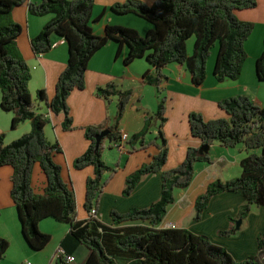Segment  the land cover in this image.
Masks as SVG:
<instances>
[{
    "label": "trees",
    "instance_id": "obj_1",
    "mask_svg": "<svg viewBox=\"0 0 264 264\" xmlns=\"http://www.w3.org/2000/svg\"><path fill=\"white\" fill-rule=\"evenodd\" d=\"M23 4H28L34 15L54 14L32 40L36 54L52 50L54 34L68 42L69 60L59 75L55 96L49 100L46 90L40 89L38 98L45 100L56 115L64 113L63 128L72 130L74 120L69 96L75 89L86 87L90 60L110 41L118 43L117 57L124 45H128L127 65L138 58H146L159 69L173 62L184 64L197 86L206 81L208 60L213 48L218 46L214 68L216 78L219 81L239 79L248 58L246 43L256 29V22L240 18L237 12L258 7V0H156L152 5L142 0H126L113 5L112 9L119 14L134 13L149 21L153 27L145 35L136 28L113 24L107 25L103 35L97 34L92 22L105 12L96 19L93 17L95 0H0L1 105L14 114V128L25 121H32L31 131L9 143L5 141V134L0 136V167L10 165L14 169L11 196L18 209L24 238L34 250H42L50 243L52 235L40 229V222L54 218L70 225L60 248L69 254L81 245L88 248L84 264H261L259 256L264 254V231L257 238L258 255L238 260L226 247L214 243L206 235L195 234L186 228L161 227L169 206L175 202V189L192 184L197 162L211 161L208 153L189 147L186 158L177 167L164 169L169 155L168 139L163 129L167 121L166 96L161 97L155 113L161 123L157 135L160 141L145 144L146 127L128 141L132 145L131 152L153 144L159 151L127 177L123 191L124 196H130L144 177L160 173L162 191L159 200L148 207L133 208L125 213L113 210V222L110 224L97 217L78 218L76 191L64 179L63 167L55 158L63 149L58 142L49 141L46 135V126L51 118L36 111L29 87L32 70L18 48L17 41L23 26L14 19L13 12ZM194 35V52L190 54L188 40ZM256 70L259 79L264 81V50L257 59ZM144 77L162 92L160 85L165 78L162 72L157 75L147 72ZM97 95L107 100L117 95L119 110L114 125H89L85 128L90 145L74 162L76 169L95 168V175L87 180L85 208L89 213L93 209L98 212L104 189L118 171L104 160L103 149L107 139L116 142L121 139L119 121L126 112L133 91H125L111 82L99 86ZM219 106L228 117L207 120L201 112L192 111L189 114L191 134L200 138L203 145L211 146L216 141L227 147L245 144L249 149H260V152L243 159L241 176L218 179L208 186L196 201L195 219L202 217L215 195L236 191L246 196L238 214V219H246L253 205L264 207V105L249 95L238 94L221 100ZM146 120L147 126L150 118ZM105 129L110 133L97 147L96 137ZM37 164L47 177L43 193L36 192L33 185ZM118 166L120 169L123 165L119 163ZM107 172L111 173L105 178ZM236 231L233 225L220 233L230 236ZM10 245V241L0 235V261L6 257ZM50 264L72 263L57 257L56 262Z\"/></svg>",
    "mask_w": 264,
    "mask_h": 264
},
{
    "label": "crops",
    "instance_id": "obj_2",
    "mask_svg": "<svg viewBox=\"0 0 264 264\" xmlns=\"http://www.w3.org/2000/svg\"><path fill=\"white\" fill-rule=\"evenodd\" d=\"M124 1L126 0H95L93 17L96 19L105 12L92 24L97 34L103 35L108 24L131 26L143 35L153 27L149 21L134 13L119 14L112 9L114 4ZM142 1L152 5L156 0ZM237 13L244 20L256 22V27L259 22L264 25V5H261V0L255 9L239 10ZM13 16L23 26V32L17 43L32 70L29 87L36 103V111L51 118V122L46 126V135L49 141L58 142L63 149V152L58 153L55 158L63 167L64 179L70 182L76 191L79 219L90 217V213L85 208L87 180L95 175L93 166L84 169H76L74 166L75 160L85 153L90 145L85 128L89 125L104 127L114 125L117 122L119 110L118 96H112L111 100L98 96L99 86L115 82L123 90L133 91V97L119 121V128L122 133H127L130 139L144 130L146 119L149 117L152 126L149 134L144 136L145 144L153 141L159 142L157 135L161 123L155 113L160 104L161 95L166 96L165 117L167 121L163 128L169 145L168 160L164 167L166 170L177 167L186 158L189 147L200 149L203 145L200 138L191 134L189 114L192 111L201 112L207 120L228 117L227 112L219 106V102L238 94L249 95L258 104L264 105V95L260 94L264 81L259 79L256 65L253 68L249 62H246L240 79L219 81L214 74L215 59V62L213 60L208 63L206 81L197 86L192 81L191 72L184 64L173 62L159 69L150 64L146 58H138L127 65L125 58L129 52L128 45H124L121 55L117 57L118 43L110 41L90 60L86 73V87L75 89L70 94L68 102L74 128L65 130L63 128L65 114L56 115L45 100H39L38 90H46L49 100L55 96L59 75L66 68L69 60L68 42L65 38L54 34L52 50L38 55L32 48V40L54 17V14L34 15L30 12L28 4H23L14 9ZM190 43L192 42H188V51L193 54L194 43ZM147 72L152 75L162 72L165 76L160 85L161 93L158 90L147 88L156 89L157 87L146 81L144 76ZM1 100L0 89V136L5 134V141L9 143L31 131L32 121H25L16 128L7 126L11 118L13 120L14 114L2 107ZM131 150L132 147L130 150L127 148L125 152L129 153L125 164L114 173L106 185L96 215L97 218L109 224L113 222L111 216L113 210L125 213L133 208H145L159 200L161 195V174L153 173L144 177L132 195L124 196L127 177L143 163L149 162L152 156L159 151L155 144L145 149L132 152ZM208 154L211 161L196 163L192 184L187 188L175 189V202L169 206L161 227L186 228L195 234L206 235L214 243L226 247L238 260L258 255L257 238L264 231V207L257 205L258 208H255L253 205L249 216L241 219V225L237 228L236 222L239 220L240 208L246 202V196L241 191L215 195L204 210L202 217L195 219L198 197L206 192L212 182L240 176L243 173L242 161L251 154V149L245 144L227 147L216 141L210 146ZM104 159L110 164L112 160L110 152L104 153ZM13 172L14 169L10 165L0 167V235L7 238L11 246L14 244L20 258L17 261V256H14V260L9 264H22L26 262L25 260H29L27 264H31V260L32 264H50L61 247L62 239L70 231V225L51 220L54 218L41 221L40 229L50 233L52 240L44 249L45 252L34 253V249L24 238L18 209L11 196ZM109 175L108 172L104 177L107 178ZM46 184L47 177L37 164L33 175L36 192L43 193ZM233 225L237 229L236 234L227 236L220 233L221 230L230 229ZM70 254L76 257L77 251Z\"/></svg>",
    "mask_w": 264,
    "mask_h": 264
},
{
    "label": "rangeland",
    "instance_id": "obj_3",
    "mask_svg": "<svg viewBox=\"0 0 264 264\" xmlns=\"http://www.w3.org/2000/svg\"><path fill=\"white\" fill-rule=\"evenodd\" d=\"M258 3H259V0H258ZM261 5H264V1L261 0ZM259 6V5H258ZM255 9V8H254ZM93 24V22H92ZM128 27H131V26H128ZM134 28V27H133ZM195 41H196V36H192L188 42H192L190 44H193L195 45ZM195 47V46H194ZM192 49V47H191ZM246 49L248 51V58H247V61L246 62H249L252 64V67L254 68L255 65H256V61L257 59L260 57V55L263 53V50H264V25L262 24V22H259L257 23V27H256V30H254V32L252 33V35L249 37L247 43H246ZM219 50V47L216 46L215 48H213V53L211 55V57L209 58L208 60V63H210L211 61L214 60L215 62V59L217 57V51ZM245 62V64H246ZM216 63V62H215ZM245 67V65H244ZM242 76V75H241ZM241 78V77H240ZM239 78V79H240ZM119 88H121L119 85H118ZM147 88H150V90H158L159 92V89H157L158 87H155L156 89H153V87H147ZM122 89V88H121ZM153 94H154V91H153ZM260 94L263 96L264 95V85H263V88L260 90ZM151 95V93L149 94ZM163 95H161L162 97ZM40 100V99H39ZM161 100V98H160ZM255 100V99H254ZM256 101V100H255ZM147 122V120H146ZM13 124V120L11 118V120L8 122L7 126L9 125L10 127H13L12 126ZM151 120L149 122V125L146 126L145 124V127H146V130H145V133L144 135H147V133L150 131L151 129ZM144 127V129H145ZM22 128V127H21ZM13 131V130H11ZM16 132V131H15ZM27 133V132H26ZM149 134V133H148ZM21 137V136H20ZM19 138V137H18ZM134 138V137H133ZM17 139V138H16ZM15 140V139H13ZM11 140V141H13ZM157 141H160L157 139ZM119 141H110L109 139H107L105 141V146H104V149H103V158H104V153H109L111 154L112 156V160L110 161V164H108L112 169H119V163H121L122 165L125 164L126 162V157H127V154L129 152H125L124 154H121L120 151L118 150V148L116 147V144L118 143ZM135 143V141H134ZM138 143V142H137ZM140 143V142H139ZM138 145V144H137ZM132 147V145L127 142V148L130 150ZM260 152V149H251V154L253 153H259ZM105 160V159H104ZM106 161V160H105ZM108 173V172H107ZM111 173V172H109ZM242 175V174H241ZM240 175V176H241ZM239 177V176H238ZM236 178V177H234ZM232 179V178H231ZM255 208H258L257 205H254ZM51 219V218H49ZM51 220H56V219H51ZM241 219H239L237 222H236V226L238 225V222H240ZM63 224V223H61ZM68 224V223H66ZM52 240V239H51ZM51 242V241H50ZM11 243V242H10ZM49 245V244H48ZM47 245V246H48ZM46 246V247H47ZM11 248H9L7 254H6V257L0 261V264H9L12 260H14V256H17L16 259H18L17 261H19V256H18V251L15 250L14 248V244L11 246ZM45 247V248H46ZM44 248V249H45ZM44 249L42 250H33L34 253H38V252H45ZM88 248L85 246V245H81V247L77 250V260L72 262V264H84L85 263V260H86V257L88 256ZM57 253H56V257L54 258V260L52 262H56V259H57ZM259 260H260V263L261 264H264V254H261L259 256ZM26 262H28L29 260H25ZM25 262V263H26ZM12 264V263H11ZM31 264H32V260H31Z\"/></svg>",
    "mask_w": 264,
    "mask_h": 264
},
{
    "label": "built area",
    "instance_id": "obj_4",
    "mask_svg": "<svg viewBox=\"0 0 264 264\" xmlns=\"http://www.w3.org/2000/svg\"><path fill=\"white\" fill-rule=\"evenodd\" d=\"M128 141H129V135L127 133H122L121 139L116 144V147L118 148V150L120 151L121 154H123L127 150V142ZM97 213H98L97 210L93 209L90 212V216L96 217ZM173 227H175V225H173ZM57 256L63 258L68 263H72L76 260L75 256L67 253V251L64 248L59 249Z\"/></svg>",
    "mask_w": 264,
    "mask_h": 264
},
{
    "label": "water",
    "instance_id": "obj_5",
    "mask_svg": "<svg viewBox=\"0 0 264 264\" xmlns=\"http://www.w3.org/2000/svg\"><path fill=\"white\" fill-rule=\"evenodd\" d=\"M110 133V130L109 129H105L103 132H101L100 134L97 135V147H99L101 141L107 137ZM209 149H210V146L208 145H202V147L200 148V152L201 153H208L209 152ZM241 225V221L238 222V225H237V228H239Z\"/></svg>",
    "mask_w": 264,
    "mask_h": 264
}]
</instances>
